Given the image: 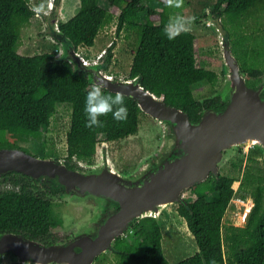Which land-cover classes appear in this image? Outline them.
<instances>
[{"label":"trees","instance_id":"trees-1","mask_svg":"<svg viewBox=\"0 0 264 264\" xmlns=\"http://www.w3.org/2000/svg\"><path fill=\"white\" fill-rule=\"evenodd\" d=\"M156 1L159 9L146 7L144 0H80L78 11L57 23L59 35L53 37L77 51L79 46H92L100 28L112 13L120 10L116 32L124 27L135 28L138 38L127 78L136 77L145 89L162 96L167 105L186 111L195 121L203 109L224 106L219 94L197 99L192 90V85L199 81L214 84L217 74L196 65L192 31L171 41L165 37L163 26L170 18V9L163 0ZM59 2L51 1L53 12ZM101 2L110 5L111 13ZM261 10H264V0H216L210 14L219 19L226 16L240 24L242 18ZM33 14L28 0H0V131L10 133L14 141L39 138L48 129L56 104L69 103L71 118L63 161L68 167L81 169L84 165L80 161L90 163L96 155L100 134L108 142L134 134L143 111L136 100L123 95L128 109L126 121L117 122L109 114L100 117L103 127L86 128L84 98L93 85L89 74L56 52L24 55L17 51L21 28ZM248 38L241 35L233 41L232 52L247 83L256 86L261 83L264 67L257 63L258 57H249ZM257 45L254 43L252 49L260 55L264 48L259 50ZM113 46L111 43L102 55L103 69L111 61ZM3 147H20L31 152L16 143L0 144ZM235 179L233 175L210 173L205 180L189 187L195 199H182L178 203L177 212L185 219L198 247L193 255L170 263L162 251V232L157 218L144 216L133 221L125 231L126 234L132 231L131 237L119 236L109 248L116 255L117 264H211L213 260L215 264H264V168L247 166L240 182V189L250 193L252 200L245 224L224 227L222 220L235 193L232 187ZM1 182L9 186L4 187ZM61 193V187L21 172L0 174V234L20 233L42 244L66 242L69 234L60 231L62 220L52 212L53 199L61 197ZM0 264H7L1 254Z\"/></svg>","mask_w":264,"mask_h":264},{"label":"water","instance_id":"water-1","mask_svg":"<svg viewBox=\"0 0 264 264\" xmlns=\"http://www.w3.org/2000/svg\"><path fill=\"white\" fill-rule=\"evenodd\" d=\"M227 67L221 93L222 108H206L193 121L188 113L167 105L162 96L145 89L136 77L115 79L99 61L88 62L74 47L61 43L62 55L77 69L87 72L92 84H101L136 100L140 109L170 127V145L155 163L125 176L103 163L101 168L81 170L63 160L33 155L20 147L0 148V174L16 171L72 193V199L93 197L109 211L88 230H80L65 244H42L20 233L0 234V254L12 253L19 263L93 264L109 250L136 219L157 218L163 206L179 203L181 192L218 174L223 152L237 144L252 142L264 149V82L247 83L230 47L220 40Z\"/></svg>","mask_w":264,"mask_h":264},{"label":"rangeland","instance_id":"rangeland-1","mask_svg":"<svg viewBox=\"0 0 264 264\" xmlns=\"http://www.w3.org/2000/svg\"><path fill=\"white\" fill-rule=\"evenodd\" d=\"M215 1L185 0L182 9L169 8L170 16L179 11L186 16L194 15L196 17L192 30L195 34L196 65L211 69L217 74V80L214 84L203 80L192 85V90L197 99L216 94L221 95L226 85L227 67L223 60L220 43L222 37L225 44L232 50L233 41L239 39L241 35L249 36L248 41H246L250 48L249 57L251 55L258 57L257 63L260 67H264V50L260 51L261 54L258 55L252 49L254 43L258 44L257 49L264 48L262 42L264 37V10L250 13L240 20V24L239 22L237 24L226 16L219 19L210 14L209 10ZM28 2L33 8L38 6L42 0H28ZM144 4L146 7L159 9L156 0H144ZM101 5L110 12L109 4L101 2ZM51 7L52 3L46 4L44 12L33 14L29 23L21 28L20 42L17 48L19 53L32 55L42 52H56L62 55L63 47L53 37L59 35L56 31L57 23L65 21L75 14L80 7V0H60L59 5L54 9L55 12ZM119 11L112 13L108 22L100 28L93 45L79 46L78 52L90 62L99 61L102 63V55L113 43L111 61L106 69H102L115 79H124L129 75L138 38L135 28L124 27L118 33L116 32ZM206 14H210V16L205 17ZM253 37L256 38L255 42L252 41ZM242 74L244 75V73ZM261 82H264V74ZM70 118L71 105L58 102L48 129L43 131L39 138H28L24 141L16 139L14 141L15 137H11L10 133L0 131V144L12 145L16 143L19 146L27 147L31 151L29 153L33 155L63 160L66 155V133L70 126ZM139 118L138 131L128 137L108 142L105 140V136L100 134L96 155L90 163L80 161V164L84 165L81 170L101 168L103 163L108 161L116 171L129 176L136 174L147 163H155L169 148L170 127L143 112L140 113ZM247 166L253 169L264 168V149L261 145L252 142L234 145L223 152L222 160L218 164L219 173L233 175L236 178L232 184L235 193L222 220L224 227L230 224L239 226L245 224L252 200L250 193L240 189V182ZM2 186L8 187L9 185L2 183ZM63 194L62 189L61 197H54L52 212L62 220L60 231L69 234L67 241L62 243L65 244L78 231H86L93 227L109 210L102 209L100 201L96 198L85 197L82 200H74L72 193L67 196ZM181 199H195V194L189 188H185L181 192ZM177 206L178 203L167 204L162 207L157 216L162 232V251L170 263L183 260L198 251L194 236L187 228L185 219L178 214ZM247 206L249 208L245 210ZM91 218L92 220H90ZM123 235L129 238L132 236V231ZM3 258L7 264H34L19 263L14 256L9 255H4ZM93 264H117V257L110 250H106L97 255Z\"/></svg>","mask_w":264,"mask_h":264},{"label":"clouds","instance_id":"clouds-1","mask_svg":"<svg viewBox=\"0 0 264 264\" xmlns=\"http://www.w3.org/2000/svg\"><path fill=\"white\" fill-rule=\"evenodd\" d=\"M165 7L170 9H182L185 0H163ZM51 4V0H42L38 6L33 7L36 14L45 11V7ZM210 11V10H209ZM196 17L194 15H184L181 12H175L163 26L165 37L171 41L181 34L189 33L193 30ZM83 113L85 116V127L89 129L101 128L104 121L100 117H106L111 114L117 122L126 121L128 109L125 104V98L122 93L117 92L115 95L105 93L103 85L93 84L84 98ZM211 264H215L213 260Z\"/></svg>","mask_w":264,"mask_h":264},{"label":"built area","instance_id":"built-area-1","mask_svg":"<svg viewBox=\"0 0 264 264\" xmlns=\"http://www.w3.org/2000/svg\"><path fill=\"white\" fill-rule=\"evenodd\" d=\"M85 60L88 61L87 59H85ZM88 62H89V61H88ZM244 203H245V202H244ZM245 206H246V204H245ZM248 208H249L248 206L245 207V210H248Z\"/></svg>","mask_w":264,"mask_h":264},{"label":"flooded vegetation","instance_id":"flooded-vegetation-1","mask_svg":"<svg viewBox=\"0 0 264 264\" xmlns=\"http://www.w3.org/2000/svg\"><path fill=\"white\" fill-rule=\"evenodd\" d=\"M90 220H92V218Z\"/></svg>","mask_w":264,"mask_h":264}]
</instances>
